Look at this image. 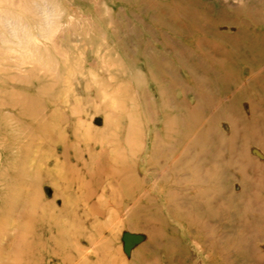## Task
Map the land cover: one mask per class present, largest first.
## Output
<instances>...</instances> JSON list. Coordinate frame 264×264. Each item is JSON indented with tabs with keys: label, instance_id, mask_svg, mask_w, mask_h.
I'll list each match as a JSON object with an SVG mask.
<instances>
[{
	"label": "rangeland",
	"instance_id": "obj_1",
	"mask_svg": "<svg viewBox=\"0 0 264 264\" xmlns=\"http://www.w3.org/2000/svg\"><path fill=\"white\" fill-rule=\"evenodd\" d=\"M0 264H264V0H0Z\"/></svg>",
	"mask_w": 264,
	"mask_h": 264
},
{
	"label": "bare ground",
	"instance_id": "obj_2",
	"mask_svg": "<svg viewBox=\"0 0 264 264\" xmlns=\"http://www.w3.org/2000/svg\"><path fill=\"white\" fill-rule=\"evenodd\" d=\"M23 46V45H22ZM7 49V48H6ZM4 51H6V50H4ZM8 55V54H7Z\"/></svg>",
	"mask_w": 264,
	"mask_h": 264
}]
</instances>
